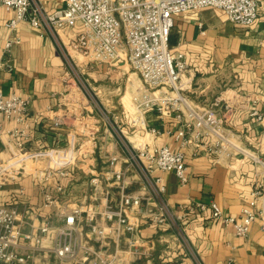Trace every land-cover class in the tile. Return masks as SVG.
Segmentation results:
<instances>
[{
    "label": "crops",
    "instance_id": "crops-1",
    "mask_svg": "<svg viewBox=\"0 0 264 264\" xmlns=\"http://www.w3.org/2000/svg\"><path fill=\"white\" fill-rule=\"evenodd\" d=\"M40 1L50 12L65 4V0ZM13 16L14 12L0 5V92H16L30 100V130L23 150L5 133L0 137V160L15 173L14 178L0 185V206H18L29 223L37 226L48 218L63 221L59 220L57 208L44 205L46 192H55L58 184L65 186L64 200L85 210L92 207L103 211L108 206L119 209L125 193L141 195L142 210L124 212L140 222L138 253L128 252L133 248V236L125 226H121V234L108 232L99 238L85 224L82 231L90 243L108 252L118 249L117 264H197L171 228L149 222L147 214L155 209L156 202L143 189L133 168H123L126 174L122 181L113 183L114 178H106L113 170L110 156L121 154L114 135L71 76L67 58L56 40L28 21H21L12 29L8 24ZM82 31L83 23L78 21L60 32V42L66 46L67 56L78 59L113 120L136 145H168L186 153L188 183L183 184L173 172L155 170L156 175L164 177L170 205L180 212L215 201L224 215H239L260 182L261 167L239 153L217 160L197 144L182 146L175 138L183 125L177 118L180 111L172 108L161 112L156 107L138 110L135 97L141 95L140 76L132 72L139 79L131 84V100H126V87L118 82L124 73L114 72L111 67L119 62V67L126 66L124 62L130 67L128 61L89 60L72 44ZM15 36L20 37V42L7 51L6 42ZM170 47L174 53H182L189 65L179 81V92L200 109L210 107L222 95L232 108L227 127L235 142L264 156V0H259L257 21L247 27L230 22L222 10L212 7L176 15ZM218 109L219 114L224 113L223 106ZM0 121L4 131L17 125L3 114ZM80 145L85 155L69 166L74 168L71 176L62 177L56 172L49 179L44 177L45 170L52 166V154ZM51 161L58 163L57 158ZM121 166L126 163L121 161ZM94 177L101 180L97 186L91 184ZM106 190L111 192L109 198L105 197ZM116 222L117 218L106 220L100 215L94 220L106 227L115 226ZM185 226L191 246L203 264H264V230L260 220L248 236L239 237L232 225L213 218L210 209H198L189 213ZM26 229L31 226L26 225Z\"/></svg>",
    "mask_w": 264,
    "mask_h": 264
},
{
    "label": "built area",
    "instance_id": "built-area-1",
    "mask_svg": "<svg viewBox=\"0 0 264 264\" xmlns=\"http://www.w3.org/2000/svg\"><path fill=\"white\" fill-rule=\"evenodd\" d=\"M0 5L14 12L8 24L12 29L21 21L45 29L66 56L71 72L75 68L76 58L66 55L67 48L60 42V32L81 21L83 31L73 40V47L92 61L116 62L125 58L142 82L138 91L141 95L135 97L137 109L143 111L145 108L156 107L161 112L172 108L179 110L177 118L183 125L175 138L182 146L197 144L217 160L231 158L239 153L261 167L260 182L239 215H224L215 201L200 203L178 212L166 198L167 184L164 177L156 175L155 170L173 172L183 184L188 183L186 153L168 145L150 148L144 144H134L108 111L94 100L88 86L74 78L120 147L119 156H110L113 170L111 176L105 175L106 178H114L113 183L122 181L126 174L123 168H133L143 189L156 202L155 209L147 214L149 222L171 228L197 264L203 262L191 246L186 232L185 222L189 213L210 209L213 218L223 219L227 225H232L239 237L248 236L257 220L261 221L264 230V156L235 142L227 127L232 108L222 95L217 96L210 107L200 109L179 92V81L188 72L189 65L182 53L176 54L170 47V34L176 15L212 7L222 10L230 22L247 27L259 17V0H65L63 7L51 12L40 0H0ZM19 42L20 37L15 36L6 42L5 49L10 51ZM29 105L30 100L16 92H0V114L17 123L4 131L0 121V137L5 133L21 150L29 136ZM220 106H223V114H219ZM258 116L261 117L260 114ZM84 155L83 145L58 150L50 156L52 160L57 158L58 163L54 162L55 165L47 168L44 177L49 179L56 172L62 177L71 176L74 168L69 166ZM121 161L126 163L125 167L121 166ZM119 165L120 169H117ZM14 177L15 173L10 166L0 160V185ZM99 177H94L91 184L97 186L101 181ZM63 193L65 186L58 184L55 192H46L44 202L45 207L58 209L59 220L62 222L48 218L35 226L29 223L18 206H0V264H117L119 250L108 252L95 248L82 231L85 224H89L99 238H104L108 232L121 234L120 228L125 226L133 236L130 241L133 248L128 252H139L140 222L124 212L126 209L142 210L143 196L125 193L119 209L108 206L99 211L92 207L85 210L81 206L70 205L61 198L60 194ZM110 195V190H106L105 197L109 198ZM98 215L106 220L117 218L116 225L106 227L95 224ZM26 225H30L31 229H26Z\"/></svg>",
    "mask_w": 264,
    "mask_h": 264
},
{
    "label": "rangeland",
    "instance_id": "rangeland-1",
    "mask_svg": "<svg viewBox=\"0 0 264 264\" xmlns=\"http://www.w3.org/2000/svg\"><path fill=\"white\" fill-rule=\"evenodd\" d=\"M75 68H74V70L71 72V76L73 77V78H75L78 82H80V83H82V84H85L86 86H88V88L91 90V92H92V94L94 95V100L95 101H97V103H99L100 105H102L101 104V101L99 100V98L96 96V94H95V88L93 89V86H94V83L91 81V79H89V77L87 76V74H85L84 73V71H83V67H82V65L79 63V61H78V59L76 58L75 59ZM123 64H125L126 66H124V67H119L120 65H122V64H120V62L117 64V65H115V66H112L111 68H112V70L115 72L116 70L118 71V72H123L124 73V75H120V77H119V81L118 82H120V83H122L123 84V86H125L126 87V91L128 92V94H127V97H126V100H131V90H132V87H133V85H131L132 83H136L137 81H138V79H139V77H138V75L137 74H135V73H133L132 74V72H133V69L132 68H130L127 64H126V62H124ZM71 71V70H70ZM133 77L132 79H130V77ZM130 79V81H129V79ZM90 81H89V80ZM113 80H116V79H113ZM91 82V83H90ZM129 84V85H128ZM113 85H115V82H114V84ZM141 86H142V84H141ZM129 87V88H128ZM49 162H50V164H53V162L51 161V159L49 158ZM53 165H55V164H53ZM65 193H66V191H65ZM61 195V198H62V195L63 194H60ZM63 199V198H62ZM64 200V199H63Z\"/></svg>",
    "mask_w": 264,
    "mask_h": 264
},
{
    "label": "bare ground",
    "instance_id": "bare-ground-1",
    "mask_svg": "<svg viewBox=\"0 0 264 264\" xmlns=\"http://www.w3.org/2000/svg\"><path fill=\"white\" fill-rule=\"evenodd\" d=\"M53 164H54V163H53ZM53 164H52V165H53Z\"/></svg>",
    "mask_w": 264,
    "mask_h": 264
}]
</instances>
